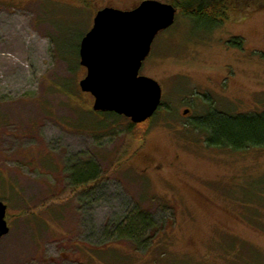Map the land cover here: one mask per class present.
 <instances>
[{
    "label": "rangeland",
    "instance_id": "1",
    "mask_svg": "<svg viewBox=\"0 0 264 264\" xmlns=\"http://www.w3.org/2000/svg\"><path fill=\"white\" fill-rule=\"evenodd\" d=\"M141 1L0 0V264H264V146L199 126L264 113V0H230L210 28L160 0L175 21L139 73L161 106L132 130L93 110L79 48L99 9ZM142 215L152 229L118 237Z\"/></svg>",
    "mask_w": 264,
    "mask_h": 264
},
{
    "label": "water",
    "instance_id": "2",
    "mask_svg": "<svg viewBox=\"0 0 264 264\" xmlns=\"http://www.w3.org/2000/svg\"><path fill=\"white\" fill-rule=\"evenodd\" d=\"M177 8L160 0H142L129 10L104 7L80 43V64L86 68L81 91L94 97L95 112H111L142 123L161 103V87L140 75L159 33L174 24ZM185 110L184 113H187ZM9 232L7 206L0 201V238Z\"/></svg>",
    "mask_w": 264,
    "mask_h": 264
},
{
    "label": "trees",
    "instance_id": "3",
    "mask_svg": "<svg viewBox=\"0 0 264 264\" xmlns=\"http://www.w3.org/2000/svg\"><path fill=\"white\" fill-rule=\"evenodd\" d=\"M229 3L230 0H182L180 4L177 3L178 5L176 4L175 6L179 11L181 10L186 17L205 21L210 28L215 26L227 15ZM107 114L119 117V115L110 112H107ZM217 115L221 116L222 114L218 113ZM212 116H215V114L211 111V114L203 119L205 120L204 123L199 125L206 133H208L207 141L212 145L228 148L232 151H241L250 147L264 146V113L241 115L237 121L231 125H227L226 123L218 125L217 119H214L212 123ZM149 120L150 118L142 123L130 122L129 127L130 129L135 130V128L140 127L143 124L145 125ZM140 134L143 135L144 133L142 134L141 132ZM94 175L95 174L93 173L91 177L85 178L84 180H78V182L83 183L88 179H92ZM134 218H132V221L135 220ZM148 218L146 219V216L142 215V217L136 219L133 224L131 223V219H129L124 227L132 224V231L127 235L119 234L118 237L123 239L126 238L130 241L133 240L132 244L136 243V241L134 242V239L137 238L136 236L138 234L144 232L147 226L150 229L153 228L151 220Z\"/></svg>",
    "mask_w": 264,
    "mask_h": 264
},
{
    "label": "flooded vegetation",
    "instance_id": "4",
    "mask_svg": "<svg viewBox=\"0 0 264 264\" xmlns=\"http://www.w3.org/2000/svg\"><path fill=\"white\" fill-rule=\"evenodd\" d=\"M160 106H161V103H160ZM160 106H159V107H160ZM159 107H158V108H159ZM186 110H188V111H189V109H186ZM154 114H155V113H154ZM153 116H154V115H153Z\"/></svg>",
    "mask_w": 264,
    "mask_h": 264
}]
</instances>
